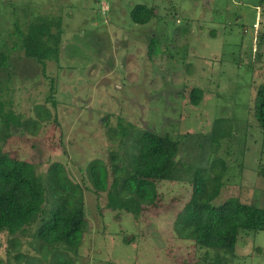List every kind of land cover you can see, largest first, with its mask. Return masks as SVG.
I'll list each match as a JSON object with an SVG mask.
<instances>
[{
	"label": "rangeland",
	"instance_id": "1",
	"mask_svg": "<svg viewBox=\"0 0 264 264\" xmlns=\"http://www.w3.org/2000/svg\"><path fill=\"white\" fill-rule=\"evenodd\" d=\"M137 4L156 17L135 23ZM41 20L52 21L56 34L55 57L42 62L22 47L28 26ZM1 52L7 123L0 146L33 162L43 188L51 164L62 163L85 188L89 226L77 251L42 243L38 226L4 231L0 264H206L214 257L175 229L191 183L161 182L157 204L139 217L109 209L107 193L94 191L89 165L99 159L112 171L119 157L127 174L133 136L144 131L179 141V169L199 163L213 176L224 172L213 205L237 198L264 208V129L252 108L264 83V0H0ZM194 88L204 91L199 105L190 101ZM230 259L264 264V231L241 233Z\"/></svg>",
	"mask_w": 264,
	"mask_h": 264
},
{
	"label": "trees",
	"instance_id": "2",
	"mask_svg": "<svg viewBox=\"0 0 264 264\" xmlns=\"http://www.w3.org/2000/svg\"><path fill=\"white\" fill-rule=\"evenodd\" d=\"M131 17L135 23L146 25L156 13L153 7L137 4ZM51 22L35 21L28 26L22 46L28 57L41 62L55 57L56 52L49 43L56 39ZM4 56L5 53L1 52L0 57ZM203 96L202 89L194 88L190 92V101L199 105ZM252 108L264 129V83L255 92ZM0 120L2 133L7 119L0 116ZM122 132L130 138V133ZM133 139V151L128 154L127 164L130 172L127 174L122 176L119 157L112 158V171L99 159L88 167L93 189L97 193H107L109 209L125 210L139 217L145 206L157 204L161 182L191 183L192 197L178 214L175 229L181 239L192 240L209 251L215 250L214 257L206 264H230L229 258L235 256L241 233L264 231V208L243 203L237 198L213 205L224 186V172L213 176L199 163L183 164L179 169L180 144L169 134L144 131ZM261 172L264 175V166ZM46 186H41L33 162L13 157L0 146V234L8 231L14 235L38 226L37 237L42 243L54 246L64 242L77 251L89 226L85 188L72 180L60 162L51 164ZM56 264L72 263L63 258Z\"/></svg>",
	"mask_w": 264,
	"mask_h": 264
},
{
	"label": "crops",
	"instance_id": "3",
	"mask_svg": "<svg viewBox=\"0 0 264 264\" xmlns=\"http://www.w3.org/2000/svg\"><path fill=\"white\" fill-rule=\"evenodd\" d=\"M204 1H206V2H207L208 0H204Z\"/></svg>",
	"mask_w": 264,
	"mask_h": 264
}]
</instances>
